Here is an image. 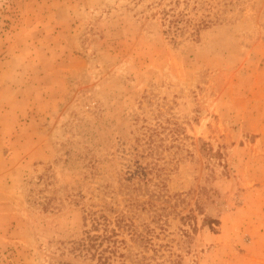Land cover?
<instances>
[{
	"label": "rangeland",
	"instance_id": "1",
	"mask_svg": "<svg viewBox=\"0 0 264 264\" xmlns=\"http://www.w3.org/2000/svg\"><path fill=\"white\" fill-rule=\"evenodd\" d=\"M262 85L264 0H0V264H264Z\"/></svg>",
	"mask_w": 264,
	"mask_h": 264
},
{
	"label": "trees",
	"instance_id": "2",
	"mask_svg": "<svg viewBox=\"0 0 264 264\" xmlns=\"http://www.w3.org/2000/svg\"><path fill=\"white\" fill-rule=\"evenodd\" d=\"M167 16H169V19H166L165 15L163 16V19H165V21L167 20V27L169 28L167 30H170L174 27V31H176L177 30L176 28L178 25L177 24L178 23L177 15L171 14V15H167ZM157 134L158 133L156 131H151L147 135L145 133H143V135H146V138L144 139V143H146V148H145L146 155L147 154L150 156H152L153 154L156 155V157H154L155 160L153 162L154 166L157 165L156 161L159 160V157L162 154V150H159L160 145L158 143H156L155 135H157ZM151 169H153V166L149 165L148 172H150ZM87 217L91 221V228L92 229H95L100 224H103V222H101L100 219H101V217H104V216L101 214L95 215V211H88L85 214V219ZM97 237H98V235H95V234L91 235L90 230H86L84 237H82L80 240L81 242H79L80 249L81 250L84 249L85 251H90L93 248V251H94L93 254L98 252L97 254H99V256H101L100 251H97V247H98V245H100V244L96 243Z\"/></svg>",
	"mask_w": 264,
	"mask_h": 264
},
{
	"label": "crops",
	"instance_id": "3",
	"mask_svg": "<svg viewBox=\"0 0 264 264\" xmlns=\"http://www.w3.org/2000/svg\"><path fill=\"white\" fill-rule=\"evenodd\" d=\"M260 91L263 94L264 93V85H262L260 87ZM259 105H261L262 108H260V112L257 113V115H252L251 117V123L254 126V129L251 130V132H255L256 134H258V139L260 140V143L264 144V101L260 102ZM245 118V120H249L250 116L248 117H243ZM247 123V122H245ZM243 132V131H241ZM240 134V138L242 137V134Z\"/></svg>",
	"mask_w": 264,
	"mask_h": 264
}]
</instances>
